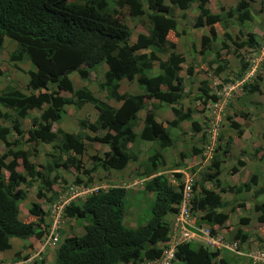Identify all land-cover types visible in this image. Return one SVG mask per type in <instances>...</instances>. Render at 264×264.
<instances>
[{
	"label": "trees",
	"instance_id": "trees-1",
	"mask_svg": "<svg viewBox=\"0 0 264 264\" xmlns=\"http://www.w3.org/2000/svg\"><path fill=\"white\" fill-rule=\"evenodd\" d=\"M169 2L170 5L165 0H0V47L6 37L15 41L17 48L9 54L10 59L18 61L25 55L37 67L36 70L28 71L27 93L10 86L0 93V143L4 146V151L0 153V251L11 248L10 239L13 237L22 240L40 238L43 233L38 230V226L45 213L39 203H32L23 220L18 218V202L25 194L19 188L20 183L29 184L37 179L35 196L41 199L46 191L51 190L53 181L60 178L50 162L47 167L30 159L35 149L18 148L19 139H9L11 128L1 121L12 119V130L20 136L24 132L19 119L26 118L29 110L39 109V115L31 120L32 126L25 131L26 140L36 144L51 143L53 149L59 152V157L65 156L64 165H73L76 171H81L78 156L87 147L85 139L106 144L108 150L103 156L93 155L90 157L92 167H83L81 173L86 175L98 166L106 172L110 169L121 170L128 161L134 159L129 152L128 143L135 139L134 124L142 110L143 126L138 137L157 146L150 157L154 170L159 165L157 157L163 156L161 150L173 144L171 128L181 121L190 120L192 128L200 130L198 122L191 119L189 109L182 111L180 106H174L184 97L183 78L179 72L185 61L183 54L175 52L177 42L169 39L170 33L175 38L179 35L176 32L178 20L174 16L175 9L183 10L190 7L191 3L197 4L193 26L207 29L206 34L200 37L201 50L210 48L218 38V33L210 34L218 25L224 30L222 37L230 38L226 31L230 24L239 25V32L242 34L245 33L242 31L244 27L248 30L242 40L236 42L237 48L255 46V32L248 22L252 21V11L245 0H239L234 7L221 6L218 13H213L208 7L209 0ZM124 14L130 16L134 24H141L147 30V34L139 33L140 40H131L132 28L123 21ZM182 16L185 17L184 14ZM140 48L148 51L138 52ZM158 53L166 54V59H160ZM156 61L158 71L153 74ZM101 63L106 65V70L99 87L107 92L108 97L119 102L118 107L100 101L86 88L73 91L68 71L76 70L80 78L86 80L89 78L87 69H93ZM245 66L246 64L243 65ZM62 68V72L55 73ZM223 69L219 65L216 73ZM190 72L191 68H188V74ZM124 78L136 81L142 93H120L119 82ZM257 85L258 82L248 85L249 91L259 90ZM66 89L72 90L71 97L60 93ZM200 96L205 101L208 98L216 99L215 95L208 94L207 89H202ZM152 100L171 104L174 119L157 121L156 105ZM86 102L92 103L97 111L93 122L87 118L80 120L81 130L76 133L65 132L61 128L56 131L51 129L52 123L63 118L65 106L80 108ZM2 107L14 110L16 117L12 118L9 110L3 111ZM230 126L239 129V133L242 131L236 121L231 122ZM100 129L105 130L102 136H90L85 132ZM193 151L198 152L196 148ZM7 157L11 158L5 161ZM19 159L23 165L22 174L16 170ZM220 163L221 160L215 154L207 166L208 170L198 181L200 192L194 195L193 206L203 210L197 217L200 223L222 226L228 218V213L217 211L224 206L219 192L215 191L221 186ZM238 163L244 164L242 160ZM161 167L163 168V163ZM2 169L8 172L7 176L2 173ZM50 171L54 172L52 178L49 177ZM151 171H144V175L156 173ZM175 176L181 178L180 173H175ZM80 177L76 176L75 181L80 183ZM206 181H213L216 188L207 189L204 185ZM256 182L257 176L254 174L236 187L227 186L222 189L235 193L247 192ZM197 186L195 184L193 188ZM143 189L154 193L151 214L146 223L135 228L124 225L127 192L121 186L98 189L80 202L74 201L67 206L66 216L85 220L84 233L65 237L58 244L51 264H127L143 258L159 257L165 248L164 242L168 239L164 216L175 211L174 205L180 202L181 192L163 173L145 180ZM259 193L264 194V185L255 195ZM255 201L253 210L258 213L256 219L264 221V204ZM234 237L248 238L240 230ZM219 253V250H209L186 242L176 247L175 257L181 264H227L223 258H219Z\"/></svg>",
	"mask_w": 264,
	"mask_h": 264
},
{
	"label": "rangeland",
	"instance_id": "rangeland-1",
	"mask_svg": "<svg viewBox=\"0 0 264 264\" xmlns=\"http://www.w3.org/2000/svg\"><path fill=\"white\" fill-rule=\"evenodd\" d=\"M223 1L209 0L210 9L218 12ZM165 2L169 4L168 0H165ZM253 2L254 0H252ZM255 6L257 7L256 13L259 14V18L256 23L258 27L255 28V46H251V48L248 46L236 47V42H240L248 30L244 27L242 31L245 33L242 34L240 33L241 31L239 32V25L230 24V38L222 37L224 30L221 25H218L216 30L211 33L209 31L210 34L218 33V38L212 43L210 48L203 49L199 52L200 36L205 31L193 26L196 9L194 10L192 7L186 11L175 9L174 16L178 20L176 32L179 35L178 38H175L172 33L169 34V39L176 41L178 44L175 52L177 51L186 55L179 72L183 77L182 87L184 88V97L174 106H180L182 111L189 109L191 119L198 122L200 130L195 131L191 126L190 120L182 122V125L180 124L171 128L173 148L170 149L172 151L167 157L164 155L157 157L158 167L163 163L167 178L172 182V170L174 167L180 169L183 166V169L187 170V172L191 171L194 173V184L197 186L198 181L202 179L203 173L208 170L207 166L210 165L212 157L215 154L218 155V158L221 160V173L219 175L221 186L215 189V191L219 192L224 203V206H221L222 212L228 213V218L225 224L218 229V233L226 234L229 241H236L238 249L242 251V253L236 254L232 251L222 250L220 255L227 264H253L252 262L257 261L254 256L260 253V249H264V221H258L256 219L258 213L253 210V201L256 200L258 203L264 204V195H255V192L264 185V0H256ZM183 14H185V17H182ZM122 19L132 28V41L140 40L139 33L147 34L145 27L141 24H134L133 19L127 14H124ZM253 25H255L254 22ZM252 28L254 29V27ZM16 48V42L9 38H5L3 45L0 47V93L7 86L15 87L27 93L29 91L27 89V82L29 80L28 71L37 69L25 55H23L24 57L21 60H11L9 54ZM143 50H146V48H140L138 52ZM158 55L160 59H166V54L158 53ZM244 64L247 65L243 67ZM157 65L158 61L154 64L156 71L158 69ZM219 65L224 69L216 73ZM83 67L87 68L85 65ZM50 68H52L51 65ZM188 68H191L190 74H188ZM63 70L64 68L55 71V73L62 72ZM87 70L89 78L86 80L80 78L76 70L68 71L67 75L73 83V91L79 88H86L100 101L107 104V101L110 102L112 98L108 97L107 92L99 87V83L103 79V73L106 70V65L101 63L95 68ZM256 82L259 83L257 85L259 90L250 92L248 85H254ZM49 83L51 84V82ZM244 86L247 87L245 88ZM135 89L142 91L136 82H129L124 79L120 92H129L130 94ZM202 89H207L208 94L215 95L216 99L208 98L205 101V98L200 96ZM60 93L66 97L72 96V90H61ZM152 101L154 104L156 103V101ZM113 103L119 106V102L115 101ZM156 104L161 106L160 108L162 109L159 110L157 107V112L160 118L163 119L161 121H167L166 116L168 113L170 114L171 120L175 117L171 104ZM163 107L166 109H163ZM2 110H9L11 117H16L14 110L4 107H2ZM39 113V109H32L28 111L26 118L19 119L24 132L21 134L22 136L17 135L12 130V119L1 121L2 124L10 126L11 128L9 139H19L20 146L18 148L24 150H30L32 148L36 150L32 152L33 155L30 156V159L38 165L40 162L44 163L50 157L53 160L54 158L50 154L54 156L58 154V152L54 154L55 150L50 144H36L26 140L27 136L25 131L32 126L31 120L37 117ZM243 113L246 115H243ZM94 114H97V111L90 102L84 103L80 108L67 105L65 106L63 118L59 122L52 123L51 129L56 131L61 128L65 132L76 133L81 130L79 128V121L86 118L90 122L94 121ZM233 121L239 123L240 129L242 130L240 133L238 132L239 129L230 126ZM212 122L217 124L215 130L216 135L212 134L213 138H210L208 132L212 128ZM85 132L91 135L94 134V132L89 130ZM103 132V130H99L95 134L102 135ZM88 143L89 145L80 155L84 168H89L92 165L90 157L95 154L101 155L104 149V144L98 141ZM136 146L137 142L131 145L130 148L133 150ZM193 148H196L198 152L194 153ZM147 150L148 152H152L153 149L150 150L149 147ZM3 151L4 146L0 143V153ZM10 158L7 157L5 161ZM146 158L147 156L142 159L141 164L137 163L134 165L130 163L129 172L131 173L134 170H136L135 172L141 171V168H137V166L146 163L147 166L148 159ZM239 160H242L244 164L240 165L238 163ZM175 163H177V166H175ZM134 167L137 169H133ZM232 167L236 169L233 170ZM17 170L20 173L23 172L22 161L17 166ZM76 173L74 169L67 172L63 171V175L67 178L62 176L64 182L71 183ZM122 174L129 176L126 171L122 172ZM252 174L257 176L258 183L253 184L250 191L235 193L222 189L227 186L236 187L241 182L248 181ZM95 176L97 182L100 183L99 178L101 177L99 174L96 173ZM135 179L136 176H133L131 180L127 181V183H130V189H127L125 196L124 211H126V217L124 216L123 220L125 226L132 228L146 223L150 217L151 205L154 199V193L145 191L138 185L139 183L132 188ZM120 183V181L108 182V184ZM204 185L209 190L216 188L213 185V181H206ZM19 188L25 193L24 198L18 202L20 207L19 213L22 215L20 217L24 218L25 216L23 215H28V207L37 199L35 197L37 182L32 180L31 184L23 185V187ZM196 191L198 193L200 192L199 186H197ZM242 202H244V205L240 206ZM231 206L233 208H230ZM195 211H200V207L196 208ZM131 213H134L135 217L129 219ZM169 218V214L164 216V220L166 221ZM84 223V219H66L64 223V230H66L65 237L70 234H83ZM239 230L242 234L248 236L246 240L234 237ZM15 244L17 243L15 242ZM18 244L19 247L17 250L20 253L17 256L13 253L14 251L12 249L8 250L10 259L13 258L12 261L23 260L24 255L30 257L31 254H36L41 245L40 240L33 237L23 243L18 241ZM45 248L46 252L43 255L44 264H51L55 258L56 247L47 246ZM24 251L25 254L23 253L24 255L21 256V252ZM38 257V255H35L30 261H26L23 264H33L35 260H38V264H41ZM216 260L219 262L218 257Z\"/></svg>",
	"mask_w": 264,
	"mask_h": 264
},
{
	"label": "clouds",
	"instance_id": "clouds-1",
	"mask_svg": "<svg viewBox=\"0 0 264 264\" xmlns=\"http://www.w3.org/2000/svg\"><path fill=\"white\" fill-rule=\"evenodd\" d=\"M168 2H169V0H168ZM166 4H168L167 2H165ZM195 3V2H194ZM168 5H170V2H169V4ZM192 5H193V3H191V5H190V7H188L187 9H183L182 11H186V10H188V9H190L191 7H192ZM195 9H196V13H195V15L197 14V4L195 3ZM194 9V10H195ZM181 10V9H180ZM252 11V10H251ZM213 12V11H212ZM218 12H220V9H219V11ZM218 12H213V13H218ZM222 13V12H221ZM252 13V12H251ZM185 15V14H184ZM222 16H224V15H222ZM253 16V15H252ZM183 17V16H182ZM229 18V17H228ZM252 19H253V17H252ZM249 23H250V25H251V29H253L252 27H254V25H253V20L252 21H248ZM194 23V22H193ZM195 28H198V29H201L202 31H205L204 33H202L201 35H203V34H206V28L205 27H195ZM203 28H205V29H203ZM226 31L228 32V29H226ZM201 37V36H200ZM7 38V37H6ZM11 40V39H10ZM199 44H200V42H199ZM177 45L178 44H176V47H177ZM248 47H250L251 48V46H248ZM176 49V48H175ZM200 50H201V47H200V49L198 50L199 52H200ZM144 51H146V50H143V51H140V52H144ZM148 51V50H147ZM146 51V52H147ZM202 51V50H201ZM177 52V51H176ZM177 53H180V52H177ZM181 54H183V56H184V58H186V55L184 54V53H181ZM183 64V63H182ZM247 65V64H246ZM153 69L156 71V69H155V67H153ZM157 71H158V69H157ZM156 71V72H157ZM105 72V71H104ZM182 77V76H181ZM183 78V77H182ZM125 79V78H124ZM103 80V79H102ZM101 80V81H102ZM127 80V79H126ZM121 81V80H120ZM134 82H136V81H134ZM28 83V82H27ZM137 84V83H136ZM119 86H120V82H119ZM137 86H138V84H137ZM118 90H119V88H118ZM119 92H120V90H119ZM120 93H124V92H120ZM129 94V93H128ZM215 100V99H214ZM154 101H156V100H154ZM156 103H160V102H158V101H156ZM155 103V105H157ZM156 108H157V106H156ZM174 115V114H173ZM174 119V118H173ZM216 126H217V124H215L214 122H212V124H211V129L209 130V132H208V134H209V136H210V138H213L212 137V134H215L216 135ZM101 130V129H100ZM90 131V130H89ZM97 131H99V130H97ZM96 131V132H97ZM103 131H105V130H103ZM215 133H214V132ZM92 132V131H91ZM96 132H94V134H90V136H93V135H96V136H102V135H97V134H95ZM105 133V132H104ZM88 135H89V133H88ZM85 141V143H86V145L88 146L89 145V143L88 142H94V141H91V140H88V139H85L84 140ZM132 142V141H131ZM131 142H129L128 144H131ZM101 143V142H100ZM41 144H50L51 146H52V144L51 143H41ZM104 144V143H103ZM150 144V146L152 147V151H154V149H155V151H156V149H157V146L156 145H152L151 143H149ZM104 146H107L106 144H104ZM87 148V147H86ZM105 148V147H104ZM207 149H208V147H206ZM107 150H108V146H107ZM106 150V151H107ZM130 150H132L131 148H130ZM105 152V150H103V152H102V154L101 155H98V154H95V155H98V156H103V153ZM151 152V151H150ZM149 152V153H150ZM57 152L55 151L54 152V154H56ZM154 154V153H153ZM153 154H149L148 156H147V158L146 159H148V163L150 162V157L151 156H153ZM54 159L53 160H51V157L50 158H48V159H46V161L44 162V163H39V165H41V166H47L48 167V162H50L52 165H53V167L55 168V170H56V172L60 175V178L57 180V181H53V184H52V186H51V190L50 191H46L45 192V196H43L41 199H36L35 201H33L32 203H34V202H37V203H39L40 204V206H41V208H42V210L44 211V213H45V215H44V217H43V220L40 222V224H39V226H38V230H42V236L40 237V238H36V237H33V238H35V239H38V240H40V248L38 249V251L36 252V256L38 255L39 257V260H40V263L41 264H44L45 262H44V260H43V255L45 254V252H46V248L45 247H56L57 248V246H58V244L65 238V232H66V230H64L65 229V226H64V223H65V221H66V219H70V220H81V219H75V218H72V217H68V216H66V214H65V208L67 207V206H69L72 202H74V201H76V202H80L85 196H87V195H89V194H91V193H93V192H96L98 189H107V188H109V187H112V186H121V187H124L125 189H126V192H127V189H130L129 188V186H130V183H127V181H124V180H122L121 181V177H117L116 175H117V173H116V171H119V170H115V169H110V170H108L107 172L104 170V169H102L100 166V171L101 170H104L105 171V177H103V178H99V181H101L100 183H98L97 182V180H96V176H95V174L97 173V170L95 169L94 171H92V172H90V174L89 175H86V174H83V173H81V172H83V165H82V162H81V171H76V169H75V167L73 166V165H70V164H66V165H64V162H65V159H64V155H62V158L61 157H59V152H58V154L56 155V156H54L53 154H50ZM79 158H80V155L78 156ZM157 160V159H156ZM54 161H55V163H54ZM80 161H81V158H80ZM133 162V159H131L130 161H128L127 162V164H126V166L124 167V168H126L127 167V165H130V163H132ZM21 163V159H19V164ZM141 164V163H140ZM138 165L137 166V168H141V170H143L142 172L143 173H139L140 171H138V172H135L136 170H134L133 172H128V174H129V176L131 177V179L133 178V176H136V179H135V181H134V183L132 184V188H134L135 187V185L136 184H138V185H140L142 188H143V183H144V181L145 180H148L149 178H151V177H153L154 175H156V174H159V173H163V174H165L166 175V172H165V169H164V165H163V168L161 167V165H160V167H158V171H156V173H154V174H152V175H150V176H146V175H144V169H145V167H146V164H142V165ZM93 165V164H92ZM92 165H91V167H92ZM135 165V164H134ZM19 166V165H18ZM69 166H73V169L77 172L76 174H75V177L72 179V181H71V183L70 182H68V183H65L64 182V179L62 178V176L64 177V178H66L64 175H63V171H65V172H67V171H71V170H73V169H69ZM136 167H134L133 169H135ZM136 168V169H137ZM143 168V169H142ZM16 170H17V167H16ZM122 170V169H121ZM2 171V173L5 175V176H7V174H8V172L5 170V169H2L1 170ZM19 173H20V171L19 170H17ZM96 171V172H95ZM114 171V173H113V175H111V172H113ZM129 171H130V168H129ZM6 172H7V174H6ZM93 172H95V174H94V176L92 175V173ZM23 173V172H22ZM21 173V174H22ZM172 173H173V178H172V182L169 180V182L173 185V186H175V187H177L178 189H180V192H181V190H182V186H183V178H184V176H185V173H188V174H190V175H192L193 177H194V173L193 172H187V170H185V169H183V166L179 169V168H177V167H174V169L172 170ZM175 173H180L181 174V178L180 179H178V178H176V176H175ZM53 175H54V172L53 171H50L49 172V177L50 178H52L53 177ZM78 175H80L81 177V181H80V183H78V182H76L75 180H76V176H78ZM123 175V174H122ZM253 175V174H252ZM167 176V175H166ZM88 177H90V179H88ZM101 177V176H100ZM251 177V176H250ZM67 179V178H66ZM119 179V180H118ZM27 180H29V178H27ZM35 180V182H37V184H38V180L37 179H34ZM118 181H120L121 183L120 184H108V182H118ZM33 183V182H32ZM175 183V184H174ZM258 183V179H257V182H256V184ZM29 184H31V181H30V183ZM29 184H25V183H20V185H19V187H23V185H29ZM179 184H182L181 186H180V188L178 187V185ZM195 184H193V186H194ZM255 185V184H254ZM137 186V185H136ZM192 186V187H193ZM128 187V188H127ZM37 189V188H36ZM83 190H85V192H83ZM259 190V189H258ZM195 191H196V188L194 189L193 188V196H192V206H191V214H192V217H193V221H194V223L197 225V226H202V225H205V226H208L210 229H211V231L213 232V233H218V229H220V227L221 226H218V225H216V224H213V225H209L207 222H202V223H200L199 222V219L197 218L198 217V215H201L202 213H203V210L202 209H200V211H195V209H196V207H194L193 205L195 204V202H193L194 200H193V197H194V195H195ZM197 192V191H196ZM63 195H64V197H63ZM257 195H264L263 193L262 194H257ZM181 196H182V192H181ZM36 197V196H35ZM60 198H63V200H65V199H69L68 200V202H67V204H65L64 205V207H63V216H62V224H61V227L59 228V237H58V240H57V242H56V244L55 245H47V244H45V245H43V242L45 241V234H46V232H48V229H49V227H50V225H51V218H50V210H51V205H52V203H54V202H57ZM181 201V200H180ZM32 203H31V205H32ZM180 203V202H179ZM179 203H177V204H175L174 205V207H175V211L174 212H171V213H167V214H169V216H170V218H169V220L168 221H166L165 220V223H166V225H167V227H168V239L164 242V244H165V248H164V250H163V252L165 251V249L166 248H168V244H167V242H168V240H169V231H170V222L172 221V215L173 214H175L176 212H177V210H178V207H179ZM30 205V206H31ZM18 206H19V203H18ZM29 206V207H30ZM29 207H28V209H29ZM194 207V210L192 209ZM19 211H20V207H19ZM195 211V212H194ZM218 212H222V210H221V208H219L218 210H217ZM28 213V212H27ZM124 213H125V217H126V211H124ZM19 214L21 215V213H18V218H19ZM166 214V215H167ZM165 215V216H166ZM22 216V215H21ZM23 216H26V215H23ZM135 217V215H134V213H131L130 214V218L129 219H132V218H134ZM20 219V218H19ZM20 220H23V218H21ZM84 233V232H83ZM221 234V233H220ZM222 236H223V238H224V241L228 244V245H231V244H233V243H235L236 244V246H235V249H229V248H227V247H218V248H210V247H207V246H204L203 244H201V243H199L198 241H196V240H191V241H184V242H182V243H186V242H189V243H192V244H194L195 246H198V245H201V246H203V247H205V248H207V249H209V250H219V252H221L222 250H228V251H232V252H234V253H236V254H240V253H242V251H241V249L239 250L238 249V245H237V242L236 241H229L228 239H227V237H226V234H224V233H222L221 234ZM70 236H73V235H68V236H66V237H70ZM13 238H15V237H13ZM30 238H32V237H30ZM18 239V238H17ZM29 239V238H28ZM22 240V239H21ZM26 240V239H25ZM244 240H246V239H244ZM181 244V243H180ZM179 245V244H178ZM177 245V246H178ZM176 246V247H177ZM44 250V252H42ZM175 250H176V248H175ZM264 249H260V252L261 251H263ZM6 251V250H5ZM55 252H56V250H55ZM163 252H162V254H163ZM161 254V255H162ZM35 255H33L32 256V258L33 257H35ZM160 255V256H161ZM174 255H175V251H174ZM159 256V257H160ZM159 257H156V258H151V259H148V258H143L142 260H138V261H136V262H134V263H132V262H130V263H127V264H147V263H149V262H151V261H154L155 259H157V258H159ZM27 258H29V257H27L26 255H24V259H27ZM219 258H222L221 257V255H220V253H219ZM28 261H30V260H28ZM175 261L178 263V264H181L177 259H176V257H175ZM35 262H36V264H38L39 262H38V260L36 261L35 260ZM253 264L255 263V264H261V261H259V260H257L256 262H252ZM0 264H6L5 262H3V263H0ZM21 264H23V262L21 263ZM119 264H125V263H119Z\"/></svg>",
	"mask_w": 264,
	"mask_h": 264
},
{
	"label": "built area",
	"instance_id": "built-area-1",
	"mask_svg": "<svg viewBox=\"0 0 264 264\" xmlns=\"http://www.w3.org/2000/svg\"><path fill=\"white\" fill-rule=\"evenodd\" d=\"M193 184V176L185 173L181 190V201L177 212L172 215L173 218L169 226V240L167 242L168 248L165 249L159 258L147 264H178L175 261L174 251L176 246L184 241L196 240L204 246L213 249L218 247L235 249L236 244L233 243L228 245L220 233H213L208 226H197L194 223L191 214ZM83 192H85V190H83ZM68 200L69 199L63 200V198H60L57 202L52 203L50 210L51 225L48 232L45 234V241L43 242V245L56 244L59 237V228L62 224V209L64 205L67 204ZM254 257L256 260L261 261V264H264V250Z\"/></svg>",
	"mask_w": 264,
	"mask_h": 264
},
{
	"label": "crops",
	"instance_id": "crops-1",
	"mask_svg": "<svg viewBox=\"0 0 264 264\" xmlns=\"http://www.w3.org/2000/svg\"><path fill=\"white\" fill-rule=\"evenodd\" d=\"M245 1H247V3H248V5H249V7L251 8V10H252V17H253V21H254V29L252 30L253 32H255V28H257L258 27V25L256 24L257 22H258V18H259V14H257L256 13V9H257V7L255 6V1L256 0H254V2L252 3V0H245ZM220 2H222V0H220ZM239 2V0H224L223 1V3H221V6H224V7H226V8H228V7H230V6H232V7H234L237 3ZM208 7L209 8H211L210 6H209V3H208ZM192 8L193 9H195V3H193V5H192ZM214 9V8H213ZM217 10H218V8H217ZM211 11H213V10H211ZM214 12V11H213ZM216 12V11H215ZM232 26V25H231ZM229 30H230V27H228V32H229ZM229 34H230V32H229ZM152 73L153 74H155V73H157L154 69H152ZM124 79H122L121 81H120V86H119V90L121 89V84H122V81H123ZM129 82H133V81H129ZM137 90V91H136ZM121 91H123V90H121ZM124 93H129V92H124ZM142 93V91L141 90H139V89H135L134 91H131L130 92V94H141ZM113 102H115V100L114 99H111V101L109 102V101H107V104L108 105H110V106H112V107H118V104H114ZM158 108H159V110H162L160 107L161 106H159V105H156ZM158 108H156V119H157V121H161V120H163V119H161L160 118V115H159V113L157 112V109ZM163 109H166V108H164L163 107ZM170 110V109H169ZM169 110H167V111H169ZM143 115H144V111L142 110V111H140L139 113H138V118H137V120L135 121V124H134V130H133V132L135 133V139H134V141H132L131 142V144H128V149H129V152L130 153H132V155L134 156V159H133V164H137V163H141L143 160V158L145 157V156H148L149 154H153L152 152H148V148L150 147V150H152V147L150 146V142H147V141H144V140H141L139 137H138V134H139V132H140V130H141V128H142V126H143V122H142V118H143ZM94 116H95V118H96V116H97V114H94ZM95 120V119H94ZM166 120L167 121H171V119H170V114L168 113L167 114V116H166ZM184 121H187V120H184ZM184 121H181L178 125H180L182 122H184ZM91 122H93V121H91ZM177 125V126H178ZM182 125V124H181ZM105 132V131H104ZM104 132H103V134H104ZM102 134V135H103ZM90 135V134H89ZM137 142V146H136V148L135 149H133V150H130V147H131V145H134V143H136ZM148 146V147H147ZM105 148L103 149V150H107V146H104ZM173 148V144L171 145V146H169V147H166L165 149H163V150H161V152H162V154L165 156V157H167V155L168 154H170V152L172 151V150H170V149H172ZM154 153H155V149H154ZM79 158V157H78ZM151 161V160H150ZM151 165H152V162H149V166H147L146 167V170L144 169V171L145 172H147V170L149 171V172H152L151 170H153V172L154 171H157L158 169L156 168V170H154L152 167H151ZM69 169H73V166H69ZM100 167L98 166L97 168H96V170H97V174H99V176H101V178H103V177H105V171L104 170H101L100 171ZM143 169V168H142ZM129 172V165H127V167L126 168H123L122 170H119V171H116V173H117V177L119 176V177H121L122 178V180H124V181H129V180H131V177L130 176H128V175H122V172ZM143 170H141L139 173H143L142 172ZM96 172V171H95ZM95 172H93L92 173V175L94 176V174H95ZM113 173H114V171L113 172H111V175H113ZM19 218L21 219L22 217H20V214H19ZM30 240V238L29 239H26V240H21V239H16V238H11L10 239V243H11V248L10 249H12L14 252V254L17 256V254L18 253H20V251L19 250H17L18 249V241L19 242H21V243H23V242H26V241H29ZM15 242L17 243V244H15ZM15 245H16V248H15ZM10 249H8V250H10ZM8 250H6V251H0V263H3V262H5L6 264H21L22 262L24 263V262H26V261H28V260H30L31 258H32V256L33 255H35V254H31L30 255V257L29 258H27V259H23V260H15V261H12L13 260V258L12 259H10V257H9V255H8ZM50 252V251H49ZM48 252V253H49ZM25 254V251L24 252H21V256H23L24 254ZM17 258V257H16ZM36 259V258H35ZM33 264H36V262L35 263H33Z\"/></svg>",
	"mask_w": 264,
	"mask_h": 264
}]
</instances>
